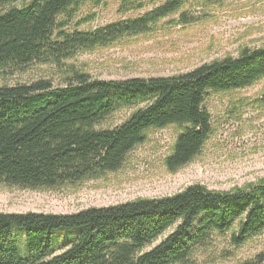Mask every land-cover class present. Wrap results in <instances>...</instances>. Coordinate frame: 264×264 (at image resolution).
Masks as SVG:
<instances>
[{
    "label": "trees",
    "instance_id": "1",
    "mask_svg": "<svg viewBox=\"0 0 264 264\" xmlns=\"http://www.w3.org/2000/svg\"><path fill=\"white\" fill-rule=\"evenodd\" d=\"M19 1L0 0V8ZM82 1L31 0L1 13L0 73L36 63L61 65L80 52L146 34L187 2L163 0L137 18L71 31ZM122 1L125 12L142 9L143 0ZM71 76L63 87L44 80L0 87V183L36 190L99 179L118 172L149 131L170 126L181 132L165 165L177 172L212 134L204 108L208 94L264 79V47L172 77L98 80L79 71ZM125 109L133 112L120 126L99 128ZM235 226L237 247L264 232V181L230 192L196 184L169 197L68 215L0 213V264H190L197 249ZM243 264H264V253Z\"/></svg>",
    "mask_w": 264,
    "mask_h": 264
},
{
    "label": "rangeland",
    "instance_id": "2",
    "mask_svg": "<svg viewBox=\"0 0 264 264\" xmlns=\"http://www.w3.org/2000/svg\"><path fill=\"white\" fill-rule=\"evenodd\" d=\"M30 1L2 7L0 14ZM162 3L143 0L141 10L125 12L122 0H105L100 6L83 0L70 29L94 31L137 18ZM262 47L264 0H187L180 12L160 21L146 34L80 52L61 65L36 63L0 73V87L31 85L41 80L63 87L70 82L73 71L114 81L172 77L226 57L236 58L244 49ZM263 95L264 79L246 89L209 93L204 108L212 119V134L201 153L175 173L168 171L165 160L172 154L181 129L170 126L151 130L146 142L127 156L118 172L99 179L36 190L0 183V213L68 215L138 199L169 197L196 184L210 191L230 192L264 181ZM132 112L118 111L99 128H116ZM236 230L237 226L225 235H214L206 246L195 251L190 264H243L264 253V232L237 247L232 243Z\"/></svg>",
    "mask_w": 264,
    "mask_h": 264
}]
</instances>
